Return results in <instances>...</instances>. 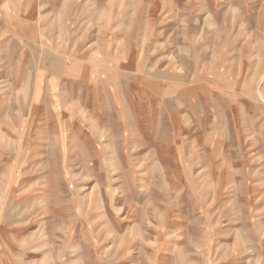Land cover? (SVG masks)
Instances as JSON below:
<instances>
[{"label":"rangeland","instance_id":"obj_1","mask_svg":"<svg viewBox=\"0 0 264 264\" xmlns=\"http://www.w3.org/2000/svg\"><path fill=\"white\" fill-rule=\"evenodd\" d=\"M19 2L0 9V264H264V0ZM115 72L156 84L159 140L126 98L123 126L105 116Z\"/></svg>","mask_w":264,"mask_h":264},{"label":"crops","instance_id":"obj_2","mask_svg":"<svg viewBox=\"0 0 264 264\" xmlns=\"http://www.w3.org/2000/svg\"><path fill=\"white\" fill-rule=\"evenodd\" d=\"M0 9L9 14L10 11H21L23 10L22 3L19 0H0ZM11 15V14H9ZM133 50V48H132ZM120 49L115 48L114 51L108 49L109 57L111 55L117 56L120 54ZM131 50L129 49V54ZM129 54L127 55V60L129 61ZM53 57V58H52ZM51 58L54 59V56ZM55 60V59H54ZM109 62V59L107 60ZM122 63L124 62L121 59ZM59 64V63H58ZM108 68H119L122 64H117L116 66L110 67L106 65ZM71 74H76L79 76H86L88 74L87 69H81L77 67H72L68 69ZM77 72V73H76ZM68 75V77H72V75ZM121 75V72L112 73V83L115 85L111 88L110 81L107 83V93L109 99L105 102V107L107 111H105V116L110 118L111 123L121 124L123 126V117L121 111H118V107L121 105L123 107V100L126 98L128 108L130 109L131 113V124L136 125L137 129L140 130L141 125H147V130L150 132V139L151 140H159V130L160 126L163 123V118H167L166 116V109H164V105L157 104V91L159 90L156 84L149 79L145 80L144 84L139 83L136 81V84L132 86L130 89H121L118 84H116V79L118 75ZM56 76V75H55ZM115 76V79L114 77ZM71 80V79H70ZM69 80V81H70ZM68 81V82H69ZM86 82V80H84ZM121 104H120V103ZM169 111V110H168ZM108 112L111 114L108 115ZM115 112V113H114ZM114 113V114H112ZM170 113V123L171 127L175 132L180 131L182 126V120L180 119V108L178 106H173ZM166 122V121H165ZM132 128V132H133ZM163 140V139H162ZM163 142V141H162Z\"/></svg>","mask_w":264,"mask_h":264}]
</instances>
